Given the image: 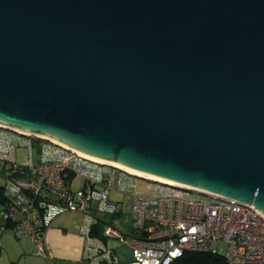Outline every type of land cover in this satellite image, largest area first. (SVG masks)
Masks as SVG:
<instances>
[{
  "label": "water",
  "instance_id": "water-1",
  "mask_svg": "<svg viewBox=\"0 0 264 264\" xmlns=\"http://www.w3.org/2000/svg\"><path fill=\"white\" fill-rule=\"evenodd\" d=\"M0 129L264 214V0H0Z\"/></svg>",
  "mask_w": 264,
  "mask_h": 264
},
{
  "label": "built area",
  "instance_id": "built-area-1",
  "mask_svg": "<svg viewBox=\"0 0 264 264\" xmlns=\"http://www.w3.org/2000/svg\"><path fill=\"white\" fill-rule=\"evenodd\" d=\"M22 145L28 159L11 163L5 173L1 230L31 239L37 256L47 257L43 238L56 218L92 211L117 216L122 203L112 195L127 194L134 234L108 224L104 235L131 246L129 264H177L187 253L220 255L221 244L227 264H264V214L252 204L169 186L163 195H136L135 177L122 170L45 139L26 138Z\"/></svg>",
  "mask_w": 264,
  "mask_h": 264
},
{
  "label": "crops",
  "instance_id": "crops-1",
  "mask_svg": "<svg viewBox=\"0 0 264 264\" xmlns=\"http://www.w3.org/2000/svg\"><path fill=\"white\" fill-rule=\"evenodd\" d=\"M3 137H8V134L0 129V139ZM115 195L117 197L112 199L122 203V211L117 216L110 217L97 211L63 214L54 220L44 235L47 257L36 255L37 248L31 239L17 238L20 240L17 246L7 249L5 264H129L132 260L131 246L104 235L108 224L125 234H134L129 214L131 199L126 208L119 198L123 194ZM3 248L2 245L1 250ZM1 255L2 251L0 259Z\"/></svg>",
  "mask_w": 264,
  "mask_h": 264
},
{
  "label": "rangeland",
  "instance_id": "rangeland-1",
  "mask_svg": "<svg viewBox=\"0 0 264 264\" xmlns=\"http://www.w3.org/2000/svg\"><path fill=\"white\" fill-rule=\"evenodd\" d=\"M6 133L8 134V137L5 138L3 137L0 139V186H3L4 184L6 169L10 167V162H15V163L25 162L29 156L28 149L22 145L23 141H26V138L21 137L20 138L21 140L17 141L16 137H18V135L9 131H6ZM33 154L35 157H37L36 145L33 148ZM134 180L135 182H134L133 193L136 195L150 196V197L159 196L165 194L167 189H170L162 186L161 184L149 182L140 178H135ZM79 184L80 183L77 182V185ZM116 197L117 196L115 194L112 195V198H116ZM120 197L122 198V201H124V203L126 204V208H127L129 206L131 197L127 194H123L119 196V198ZM1 210H2V205L0 204V222L2 221ZM19 241L20 240H18L14 236L11 230H7L6 232H3L0 229V246L2 245L4 246L3 250H1L3 255H1L0 262L2 264L6 263L5 256L7 253H9L7 249H9V247L11 246L12 247L17 246V243ZM217 249L221 254H224L226 250V245L221 244L217 247Z\"/></svg>",
  "mask_w": 264,
  "mask_h": 264
},
{
  "label": "trees",
  "instance_id": "trees-1",
  "mask_svg": "<svg viewBox=\"0 0 264 264\" xmlns=\"http://www.w3.org/2000/svg\"><path fill=\"white\" fill-rule=\"evenodd\" d=\"M4 184L3 186H0L1 205L5 204V198L3 194ZM1 227H2V222L0 223V229ZM0 254H1V246H0ZM177 264H227V263L221 254L214 255V254H201V253H187L182 259L178 261Z\"/></svg>",
  "mask_w": 264,
  "mask_h": 264
},
{
  "label": "bare ground",
  "instance_id": "bare-ground-1",
  "mask_svg": "<svg viewBox=\"0 0 264 264\" xmlns=\"http://www.w3.org/2000/svg\"><path fill=\"white\" fill-rule=\"evenodd\" d=\"M45 138H47V137H45ZM55 142H58V141L55 140ZM58 143H59V142H58ZM80 154H81L82 156L86 157V158H91V159L96 160V161L101 162V163L103 162V163H109V164H112V165L117 166V167H119V168H121V169H123V170H126L127 172H130L131 174H136V175H139V176H142V177H145V178L151 179V180L160 181V182H163V183L174 184V183H172V182H170V181H167V180H164V179H160V178H157V177H154V176H150V175H147V174H142V173L135 172V171H133V170H130V169L126 168V167H123V166L118 165V164H115V163H111V162H107V161H103V160L95 159V158L89 157V156H87V155H84V154H82V153H80Z\"/></svg>",
  "mask_w": 264,
  "mask_h": 264
}]
</instances>
